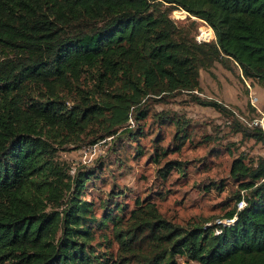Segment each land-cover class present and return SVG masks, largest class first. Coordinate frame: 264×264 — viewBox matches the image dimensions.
Returning <instances> with one entry per match:
<instances>
[{
  "label": "trees",
  "instance_id": "1",
  "mask_svg": "<svg viewBox=\"0 0 264 264\" xmlns=\"http://www.w3.org/2000/svg\"><path fill=\"white\" fill-rule=\"evenodd\" d=\"M178 9L206 23L214 39L192 38L170 17ZM216 62L234 63L244 80L264 85V0H0V264H178L179 257L264 264V157L236 156L232 206L212 223L183 226L148 199L136 198L125 217V204L110 201L114 190L95 215L82 195L101 163L72 171L56 155L87 134L91 144L138 141L149 100L199 91L200 69ZM194 100L225 111L217 101ZM162 114L156 120L175 126L176 144L163 148L157 139L154 162L190 137L186 121ZM130 119L141 126L131 129ZM236 131L264 145L259 127ZM174 169L183 163L167 158L157 173L166 179ZM108 221L115 254L92 242Z\"/></svg>",
  "mask_w": 264,
  "mask_h": 264
},
{
  "label": "rangeland",
  "instance_id": "2",
  "mask_svg": "<svg viewBox=\"0 0 264 264\" xmlns=\"http://www.w3.org/2000/svg\"><path fill=\"white\" fill-rule=\"evenodd\" d=\"M170 17L195 40L214 39L212 29L186 11L173 10ZM240 74L234 63L225 67L216 62L208 70L200 69L199 91L164 95L161 101L149 100L151 113L141 122L144 136L138 141L114 136L91 144L93 135L87 134L82 141L56 146V155L66 160L72 171L77 167H97L101 163L102 169L87 183L82 195L93 203L94 214H103L104 208L99 203L114 190L119 195L110 197V201L125 204V217L135 206L136 198L156 202L162 215L183 226L212 223L223 216L232 206V196L238 188L229 172L232 160L240 154L245 155L246 161L255 162L264 157L263 144L236 131L238 126L247 127L254 118H264V85L244 80ZM195 96L217 101L225 111L199 104L195 102ZM253 97L256 98L254 102ZM163 112L186 121L190 133L181 149L172 150L165 157L180 160L184 169L172 170L166 179L157 173L165 159L152 161L157 139L163 148L173 149L176 144L173 139L175 126L162 125L156 120ZM129 124L131 129L141 126L133 119ZM138 149L143 150L141 155L137 153ZM212 181L217 184L223 181V189L207 188ZM108 240L110 246H107ZM92 242L99 251L116 253L118 244L113 238L111 222L96 229ZM178 264L188 263L179 257Z\"/></svg>",
  "mask_w": 264,
  "mask_h": 264
},
{
  "label": "built area",
  "instance_id": "3",
  "mask_svg": "<svg viewBox=\"0 0 264 264\" xmlns=\"http://www.w3.org/2000/svg\"><path fill=\"white\" fill-rule=\"evenodd\" d=\"M201 41V40H200ZM198 40V42H200ZM252 101H256V98L253 97ZM248 126H253V127H259L263 133H264V118H254L252 119V121L248 124ZM245 204L244 200H241L237 203V207L240 208ZM234 219L233 218H222L219 219L218 222H223V223H231ZM220 231V229H216L215 232L218 233Z\"/></svg>",
  "mask_w": 264,
  "mask_h": 264
}]
</instances>
